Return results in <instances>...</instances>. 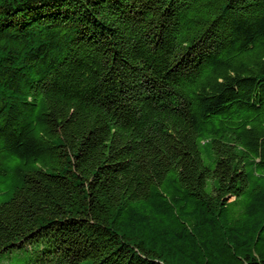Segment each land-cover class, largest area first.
I'll return each instance as SVG.
<instances>
[{
    "label": "trees",
    "instance_id": "16d2710c",
    "mask_svg": "<svg viewBox=\"0 0 264 264\" xmlns=\"http://www.w3.org/2000/svg\"><path fill=\"white\" fill-rule=\"evenodd\" d=\"M264 264V0H0V264Z\"/></svg>",
    "mask_w": 264,
    "mask_h": 264
},
{
    "label": "rangeland",
    "instance_id": "374dc122",
    "mask_svg": "<svg viewBox=\"0 0 264 264\" xmlns=\"http://www.w3.org/2000/svg\"><path fill=\"white\" fill-rule=\"evenodd\" d=\"M11 264H14L12 260H11Z\"/></svg>",
    "mask_w": 264,
    "mask_h": 264
}]
</instances>
